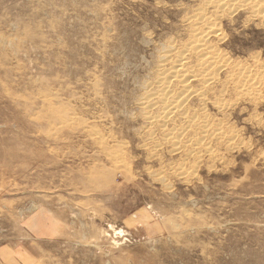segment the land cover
<instances>
[{
  "label": "rangeland",
  "instance_id": "obj_1",
  "mask_svg": "<svg viewBox=\"0 0 264 264\" xmlns=\"http://www.w3.org/2000/svg\"><path fill=\"white\" fill-rule=\"evenodd\" d=\"M213 1L0 0V264H264V0Z\"/></svg>",
  "mask_w": 264,
  "mask_h": 264
},
{
  "label": "bare ground",
  "instance_id": "obj_2",
  "mask_svg": "<svg viewBox=\"0 0 264 264\" xmlns=\"http://www.w3.org/2000/svg\"><path fill=\"white\" fill-rule=\"evenodd\" d=\"M245 2H247V1H249V0H244ZM251 1V0H250ZM259 1V0H258ZM258 1H256V2H258ZM213 2H216V3H219L220 5H219V7L221 6V5H223L224 3H226V2H228L227 0H214ZM253 6H254V3L252 4ZM215 7V6H214ZM255 7H257L256 5H255ZM221 8V7H220ZM207 11V10H206ZM211 11V10H210ZM195 16V15H194ZM197 17V16H196ZM202 17H203V15H202ZM201 17V18H202ZM200 18V19H201ZM198 20V19H197ZM215 26V25H214ZM197 27V26H196ZM202 28V27H201ZM201 28H197V29H193V35L191 36V38H193L194 40H192V42H197L195 45H192L189 49H195V50H200L201 51V53H203L202 51L204 50L203 49V46H202V44L201 43H203V41H205V39H206V37H207V35L209 34V33H214V34H216V33H218V29H216V30H214V29H212V30H210L209 28H208V26L206 27V28H203V29H201ZM166 45V44H165ZM190 46V45H189ZM188 46V47H189ZM212 46V45H211ZM211 46H209V50H212L211 49ZM188 47H187V50H188ZM208 48V47H207ZM204 52H208L207 50L206 51H204ZM185 53V52H184ZM215 55V54H214ZM167 56V55H166ZM174 58V57H173ZM217 56H214V57H210L209 59H207V60H201L200 62H199V64H198V66L200 65V67L202 68L201 69V72H198V73H196V72H192V73H190V75H186V76H184L185 74H186V70L184 69V66H185V62H184V59H183V61H182V59L180 58V59H178V60H176L174 63H175V65H174V70H168V72H166V73H163L164 75L162 76V78H161V82H164L165 83V87L162 89V93L160 94V96H159V99L163 102V101H169L170 99H168V89L169 88H167V86L169 87V84L170 83H172V82H181V83H184L186 80H190V78L192 79V77H195V76H197V77H199V78H201L202 77V82L203 83H208V81H211V79H212V75H210L208 72L210 71H208L207 73H206V71L209 69V68H211V66L213 65V64H215L216 63V61H217ZM187 59V58H186ZM185 59V60H186ZM216 59V60H215ZM212 60H215V61H212ZM174 61V60H173ZM172 61V62H173ZM191 62V61H190ZM164 63V62H163ZM163 68V67H162ZM169 68V67H168ZM190 68V67H189ZM158 69V68H157ZM167 69V68H166ZM213 70H214V68H213ZM243 72V71H242ZM162 74V73H161ZM189 74V73H188ZM204 74H205V78H203V76H204ZM213 74H215V73H213ZM159 80V79H158ZM242 82H243V88L242 89H246V90H248V89H251L252 87H253V85H255L256 84V82L257 81H255V79H250V78H248V77H245L243 80H241ZM186 83H187V81L183 84L184 86L186 85ZM164 85V84H163ZM187 87L185 86L184 88H183V90L181 91V92H179L178 93V95H176L175 97H174V99L176 100V101H178L179 102V100H181V102H183L184 101V99L187 97V96H189V94L190 93H187ZM187 93V94H186ZM194 94V93H193ZM192 94V95H193ZM200 94V93H199ZM191 95V96H192ZM173 102H174V100H172ZM150 103V102H149ZM152 103H153V100H152ZM166 103V102H165ZM172 104V103H171ZM149 105V104H148ZM170 105V104H169ZM169 105L166 103V106L164 107L165 109L163 110V112H162V117H167V116H169L170 115V113L171 112H173V111H178V109H180V111L182 110V112L183 113H186L187 112V110L186 109H184L185 107L184 106H180L179 104L177 105L176 103H174V105L172 106V107H170L169 108ZM176 105V106H175ZM175 106V107H174ZM179 111V112H180ZM181 112V113H182ZM172 115V114H171ZM183 115V114H182ZM202 133H205V130L203 129L202 131H201Z\"/></svg>",
  "mask_w": 264,
  "mask_h": 264
}]
</instances>
